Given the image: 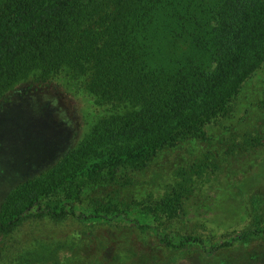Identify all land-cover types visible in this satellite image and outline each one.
<instances>
[{
    "label": "trees",
    "instance_id": "obj_1",
    "mask_svg": "<svg viewBox=\"0 0 264 264\" xmlns=\"http://www.w3.org/2000/svg\"><path fill=\"white\" fill-rule=\"evenodd\" d=\"M263 64L264 0H0V102L23 83L47 84L69 69L110 106L83 145L106 150L62 172L71 152L7 197L0 264H36L82 240L104 251L114 244L116 255L102 264H126L137 244L149 247V233L163 247L197 245L207 257L264 238V227L215 243L161 228L191 194L194 177L219 168L235 145L176 170L174 188L153 205H80L89 187L144 170L181 143L208 141L206 127L231 114L242 85ZM108 230L115 232L111 239L102 234ZM37 234L52 241L37 244Z\"/></svg>",
    "mask_w": 264,
    "mask_h": 264
},
{
    "label": "rangeland",
    "instance_id": "obj_2",
    "mask_svg": "<svg viewBox=\"0 0 264 264\" xmlns=\"http://www.w3.org/2000/svg\"><path fill=\"white\" fill-rule=\"evenodd\" d=\"M109 115L110 106L69 69L58 72L47 84L23 83L11 91L0 102V209L20 184L52 169L69 153L73 152L71 163L62 172L88 162L94 150H106L107 145L96 149L83 145L93 126ZM205 131L208 141L181 143L160 153L144 170H124L111 183L89 187L80 205L86 210L98 203L153 205L174 188L176 170L189 169L209 151L224 156L235 145L219 168L210 166L194 177L191 194L174 218L161 222V228L215 243L264 227L263 211L256 205L260 195L264 206V64L242 85L232 101L231 114L211 122ZM71 227L75 229L77 223ZM29 230L26 227L22 233ZM62 233L55 232L56 238H64ZM102 234L111 239L115 232ZM5 239L0 234V246L4 247ZM36 239L37 244L52 241L45 234H37ZM148 240L149 247L135 246L126 264H264L263 237L212 257L197 245L185 250L163 247L152 233ZM71 250L58 249L36 264H102L116 255L114 244L109 243L104 251L88 240Z\"/></svg>",
    "mask_w": 264,
    "mask_h": 264
}]
</instances>
